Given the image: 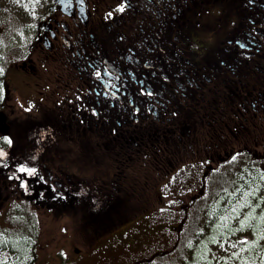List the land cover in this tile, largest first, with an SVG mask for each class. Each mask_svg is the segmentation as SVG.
Returning <instances> with one entry per match:
<instances>
[{
  "label": "flooded vegetation",
  "instance_id": "1",
  "mask_svg": "<svg viewBox=\"0 0 264 264\" xmlns=\"http://www.w3.org/2000/svg\"><path fill=\"white\" fill-rule=\"evenodd\" d=\"M44 2L0 33L2 220L40 225L91 190L131 199L141 169L166 185L201 167L189 208L221 164L264 161V0ZM90 158L104 176L89 178Z\"/></svg>",
  "mask_w": 264,
  "mask_h": 264
},
{
  "label": "rangeland",
  "instance_id": "2",
  "mask_svg": "<svg viewBox=\"0 0 264 264\" xmlns=\"http://www.w3.org/2000/svg\"><path fill=\"white\" fill-rule=\"evenodd\" d=\"M44 3V0H0V33L3 32L5 36H8V31L13 33L18 27L28 24V18L36 10V6L39 5L42 8ZM1 39L2 37H0V50L3 49ZM13 43L9 42L10 45ZM73 157L79 162L80 159H83L79 154H73ZM91 160L90 158L88 164L84 160V163L87 165L89 178H95L103 173V169L107 166L103 159L101 163L97 162L96 164ZM239 165L236 163L229 166H232L233 173H236ZM221 168L223 166L218 169ZM259 169L264 170L263 162H260ZM70 172L72 175L76 173L72 169ZM191 172L197 173L198 168L193 167L186 173L189 175ZM202 172L203 170L197 175L200 177ZM59 173L61 174V172ZM79 173L82 174L81 169H79ZM105 173H109V169H105ZM188 175L181 176L182 181H179V177H177L171 183L163 185L156 179L155 172L141 169V176L144 180H141L142 184L137 186V196H140V192V197L144 202L153 199L154 203L151 202L153 207L95 239H88L86 236V234L93 235L95 228L92 227L95 226L89 225L88 215L84 212L85 210L83 211V207L79 208V202L77 203V213L61 217L59 221L42 212L39 219L41 226L39 225L40 229L36 236L37 250H39L38 259L42 264H60L58 259L61 252L62 257L69 258L66 264H154L157 258L155 255L171 249L176 241L174 231L181 225L180 210L198 193L201 186L199 180L195 178L194 181L193 177L188 179ZM61 176L63 175L61 174ZM146 176L153 178L154 181L151 193L146 194V191L145 195H142V190L150 187V181L145 184ZM257 176L258 179L251 181L243 179L241 184H234V188L226 190V194L223 196L217 194L213 200L191 203V209L195 208V204L197 207L201 206L200 215L202 213L205 215L207 209L212 206V210L217 211V214L211 215L213 216L211 222L221 229L215 234H222L216 237L205 233L207 239H203V241L201 238L197 239L196 242L202 249L194 264H264V173L259 172ZM91 187L94 189L93 185ZM135 199L136 196L131 197V201L134 202ZM108 200V205H110L109 202H113L112 204L118 209L119 200L117 201L115 197ZM132 211L133 209L128 213ZM110 214L113 217L118 216V214L116 216V211ZM198 216V212L194 213L191 223ZM36 219L38 220V218ZM10 220L17 221L19 218ZM101 221H103V217L98 220V222ZM172 226H174V230ZM86 228H89V232ZM225 228L229 230H223ZM19 233L20 226L16 228L7 219L2 220L0 217V240L4 238L5 234L16 235ZM47 250L52 256L56 254L57 259L49 262L46 257L49 255L45 254ZM2 257L11 258V254L0 255V258ZM154 257L155 259H152ZM27 258L28 256L25 257V259ZM147 260L149 261L146 262ZM24 261L20 264H24ZM37 264L39 263L37 262Z\"/></svg>",
  "mask_w": 264,
  "mask_h": 264
},
{
  "label": "trees",
  "instance_id": "3",
  "mask_svg": "<svg viewBox=\"0 0 264 264\" xmlns=\"http://www.w3.org/2000/svg\"><path fill=\"white\" fill-rule=\"evenodd\" d=\"M248 138L250 139V135L248 136ZM262 141H264V138L262 139ZM262 162L264 163V161ZM236 163L240 165L238 166L239 168H237L236 173H233L234 170H232V166ZM259 164L260 162L255 161L250 154H242V156L234 157L230 161L221 164L220 167L223 166V168H221L220 170L217 169L210 174V177L207 179L206 195L203 196L198 201H206L209 199L213 200L217 194L223 196L224 194H226V190L228 189L232 190L234 188L233 185L236 183L241 184L243 179H245V181L258 179L257 176L258 173L259 172L264 173V170L259 169ZM201 171L202 168L201 167L198 168V172L200 173ZM135 173H136L134 180L135 183H133V186L131 187V192L135 191L134 194L136 193L135 195L136 199L133 202L131 201L130 196L120 195L121 197L117 199L115 197L117 201L119 200L120 205L117 206L118 209H116V207L112 204L113 202H109L110 205H108L107 203V201H109L108 198L102 199L100 198V195H98L95 191L89 192V199L87 200V208L84 207V209L86 210L85 212L88 215L89 225L95 226L92 227L95 229L93 235L86 234L88 239L90 238L95 239L101 235H104L110 232L111 230L121 226L128 220L134 218L138 214L142 212L144 213L146 212V210L153 207L152 206V203H154L153 199H151V201L144 202V200H142L140 197L141 196L140 192H139L140 196H137V191H138L137 186L139 184H142L141 183L142 177L140 174H138L137 171ZM194 175L195 173H193V178ZM153 181H154L153 178H150V183H149L150 187L148 186V188L143 189L142 195H145L146 191H147L146 194L151 193L150 191H151V186L153 185ZM179 181H181L180 178ZM132 209L133 211L131 213H128ZM200 209L201 206L197 207V205L195 204L194 209L186 207L180 210L181 225L178 226L177 229L174 231L176 234L175 235L176 241L173 243L171 249H168L166 251L160 252V254L158 255H155V257H157L156 259L155 257L152 258L155 259L154 264H161V263L163 264L193 263L194 264L195 260H198L199 251L202 249L200 246H198V243L196 242L197 239L201 238V241H203V239H207L205 237V233L206 235H212V236L215 235L216 237L218 235H222L221 233L215 234V232L221 229H218L217 228L218 226L215 223L212 224L211 222L213 216L217 214V211L214 212V210H212V206H210L207 209L205 215L203 213L200 215V212H202ZM113 211H116V216L118 214L117 217H113L110 214ZM196 212L199 213V216L195 218V221L193 223H191V218ZM51 217L55 218L57 221L61 219V215L58 212L53 213ZM102 217H103V221L98 222V220H100ZM23 220L25 219L19 218V220L14 221V220H10L9 218L8 221L10 222L11 225H14V227L16 228L21 226L23 229H21L20 233L16 235L5 234L4 238L0 240L1 241L0 255L4 256L6 255V253L11 254V258L9 259L7 264H20L22 263V261H24L25 257L27 256L28 258L25 259L24 264H37L36 236L39 229H36L34 231V227L39 226V223L38 220L33 217L29 218V221L24 222ZM172 227L174 230V226ZM88 229L87 231L89 232ZM223 230L228 231L229 229L225 228ZM192 252L193 255H191ZM4 259L5 258L3 257L0 258V262L4 263ZM58 261L60 262V264H66V261L63 258H61V256L59 257ZM165 261L167 262L164 263Z\"/></svg>",
  "mask_w": 264,
  "mask_h": 264
},
{
  "label": "snow or ice",
  "instance_id": "4",
  "mask_svg": "<svg viewBox=\"0 0 264 264\" xmlns=\"http://www.w3.org/2000/svg\"><path fill=\"white\" fill-rule=\"evenodd\" d=\"M119 11L120 12H123L124 11V8L123 7H121L120 9H119ZM11 141H9V143H10ZM22 171H23V169H21ZM34 171V170H33Z\"/></svg>",
  "mask_w": 264,
  "mask_h": 264
}]
</instances>
